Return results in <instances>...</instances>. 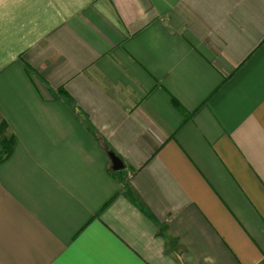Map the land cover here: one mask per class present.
Wrapping results in <instances>:
<instances>
[{
  "label": "crops",
  "instance_id": "obj_1",
  "mask_svg": "<svg viewBox=\"0 0 264 264\" xmlns=\"http://www.w3.org/2000/svg\"><path fill=\"white\" fill-rule=\"evenodd\" d=\"M0 125V264H264V0H0Z\"/></svg>",
  "mask_w": 264,
  "mask_h": 264
},
{
  "label": "trees",
  "instance_id": "obj_2",
  "mask_svg": "<svg viewBox=\"0 0 264 264\" xmlns=\"http://www.w3.org/2000/svg\"><path fill=\"white\" fill-rule=\"evenodd\" d=\"M0 130L3 131V125L0 126ZM13 139L12 137L0 135V160L7 157L12 149Z\"/></svg>",
  "mask_w": 264,
  "mask_h": 264
},
{
  "label": "water",
  "instance_id": "obj_3",
  "mask_svg": "<svg viewBox=\"0 0 264 264\" xmlns=\"http://www.w3.org/2000/svg\"><path fill=\"white\" fill-rule=\"evenodd\" d=\"M112 169L118 170L124 166L122 160L112 151L109 152Z\"/></svg>",
  "mask_w": 264,
  "mask_h": 264
},
{
  "label": "rangeland",
  "instance_id": "obj_4",
  "mask_svg": "<svg viewBox=\"0 0 264 264\" xmlns=\"http://www.w3.org/2000/svg\"><path fill=\"white\" fill-rule=\"evenodd\" d=\"M0 126H1V125H0ZM0 135L3 136V132H2V130H0Z\"/></svg>",
  "mask_w": 264,
  "mask_h": 264
}]
</instances>
